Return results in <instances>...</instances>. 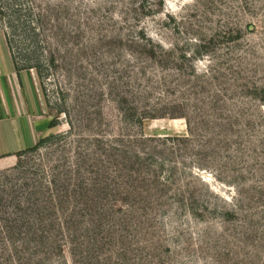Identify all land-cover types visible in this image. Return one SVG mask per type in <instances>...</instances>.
Returning <instances> with one entry per match:
<instances>
[{"label": "rangeland", "instance_id": "1", "mask_svg": "<svg viewBox=\"0 0 264 264\" xmlns=\"http://www.w3.org/2000/svg\"><path fill=\"white\" fill-rule=\"evenodd\" d=\"M9 60L55 127L0 158V264H264V0H0Z\"/></svg>", "mask_w": 264, "mask_h": 264}, {"label": "crops", "instance_id": "2", "mask_svg": "<svg viewBox=\"0 0 264 264\" xmlns=\"http://www.w3.org/2000/svg\"><path fill=\"white\" fill-rule=\"evenodd\" d=\"M5 66L6 79L0 84V158L35 146L51 124L33 74L11 60ZM1 69L0 65V75Z\"/></svg>", "mask_w": 264, "mask_h": 264}, {"label": "trees", "instance_id": "3", "mask_svg": "<svg viewBox=\"0 0 264 264\" xmlns=\"http://www.w3.org/2000/svg\"><path fill=\"white\" fill-rule=\"evenodd\" d=\"M53 127H55V124L54 123H51L50 124V128H53Z\"/></svg>", "mask_w": 264, "mask_h": 264}]
</instances>
